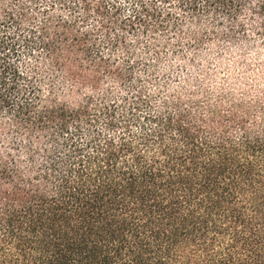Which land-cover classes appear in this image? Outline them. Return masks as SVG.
Here are the masks:
<instances>
[{
    "label": "trees",
    "instance_id": "trees-1",
    "mask_svg": "<svg viewBox=\"0 0 264 264\" xmlns=\"http://www.w3.org/2000/svg\"><path fill=\"white\" fill-rule=\"evenodd\" d=\"M166 1L0 0V264H264V92L135 77L137 35L176 36ZM39 55L86 94L42 92Z\"/></svg>",
    "mask_w": 264,
    "mask_h": 264
},
{
    "label": "rangeland",
    "instance_id": "rangeland-1",
    "mask_svg": "<svg viewBox=\"0 0 264 264\" xmlns=\"http://www.w3.org/2000/svg\"><path fill=\"white\" fill-rule=\"evenodd\" d=\"M11 1L5 0L6 3ZM241 1L232 23L212 9L201 11L197 8L199 15L193 18L195 12L184 9L179 0L162 2L163 9L177 17L178 31L170 42L172 45L158 54H155L151 38L142 33L137 35L138 41L133 47L134 76L148 87L155 85L166 91L223 88L251 95L263 93L264 0ZM124 9L128 11L130 7ZM231 25H234L233 34L226 37ZM194 35L201 37L198 45L190 40ZM157 40L161 41V36ZM19 66L32 75L44 93L59 97L69 94L74 99L86 94L82 88L72 89L71 83L51 69L40 55L38 59L23 57ZM100 89L112 94L121 91L118 83L108 79L102 80Z\"/></svg>",
    "mask_w": 264,
    "mask_h": 264
}]
</instances>
